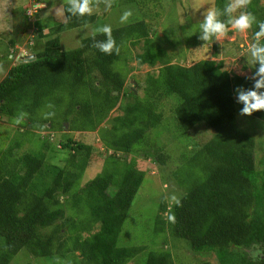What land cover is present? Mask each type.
Returning a JSON list of instances; mask_svg holds the SVG:
<instances>
[{
    "label": "trees",
    "instance_id": "1",
    "mask_svg": "<svg viewBox=\"0 0 264 264\" xmlns=\"http://www.w3.org/2000/svg\"><path fill=\"white\" fill-rule=\"evenodd\" d=\"M226 3L213 0V7L223 8ZM65 8L66 0L61 6L62 21L50 23L46 34L44 22L33 20L35 38L43 42L25 50L34 55L32 61L11 63L1 78L0 116L11 119L19 112L27 113L24 134L62 128L64 122L71 132L90 135L97 131L108 151L103 160L107 169L79 184L88 162L95 158L91 144L71 138L57 142L68 153L62 167L45 164L40 151L46 143L40 145L41 150L15 158L9 157L11 150L21 142L1 150L0 264H8L21 249L34 258L63 257L64 264H128L142 252L143 264H172L168 251L117 244L143 179L134 156L164 165L162 147L147 132L158 126L161 114L155 104L165 99L174 101L172 119L181 136L200 123L211 134L178 167L184 193L179 197L181 206L173 203L168 212L175 222L164 218L166 207L160 202L152 235L166 231L171 238L184 241L191 252L212 253L218 264H262L242 250L258 245L264 251V169H255L252 137L234 121L239 106L234 89L251 88L253 81L231 75L220 60L171 63L164 49L149 37L143 19L112 28L119 54L100 52L93 47L92 35L81 39L76 48L61 51L59 34L92 24L107 13L66 21ZM247 10L264 21V0H252ZM22 18L29 19L25 13ZM256 30L254 25L252 38ZM95 39L104 36L97 34ZM139 42L141 51L132 57L136 65L158 64L154 74L145 75L140 96L124 85L126 64L131 60L127 45ZM9 55L5 52L2 59ZM121 99L126 102L120 115L108 120ZM49 111L55 115L45 119ZM251 117L264 122V111ZM107 120L108 128L99 127Z\"/></svg>",
    "mask_w": 264,
    "mask_h": 264
},
{
    "label": "rangeland",
    "instance_id": "2",
    "mask_svg": "<svg viewBox=\"0 0 264 264\" xmlns=\"http://www.w3.org/2000/svg\"><path fill=\"white\" fill-rule=\"evenodd\" d=\"M64 1L0 0V66H2L0 80L10 64L15 62V58L11 57L13 54H24L30 50L29 47L36 48L42 44L43 38L41 41L35 38L36 28L32 25L33 20L38 19L44 22L42 30L43 34H46L50 23L62 21L61 6ZM125 1L127 0H115L118 2L117 5L107 11L106 15L102 14L105 11L103 5L94 8L93 14H102L98 21L59 34L61 51L76 48L79 41L92 35V31L96 27L105 24L111 25L112 28L125 25L119 22V17L125 10H131L133 15L129 18L128 23L134 19H143L148 26L149 37L164 49L169 61L173 64L188 65L198 60L212 59L222 61L223 69L231 75L250 77L255 71L254 68L248 66L251 59L248 45L253 41L250 30L247 33L230 31L228 36L221 41L203 42L198 39L199 24L203 19L202 13L206 12L209 7H213V0H133L132 3ZM24 13L29 17L28 20H23ZM10 41L13 42V45H10ZM26 49L28 51H25ZM127 49L128 57H131V60L126 64V69L129 70L125 69L127 73L124 85L134 88V92L140 96L145 75L147 73L154 74L158 64L154 67L136 65L132 57L141 51L140 42L134 46L127 45ZM5 52H9L10 55L3 60L2 55ZM92 80L97 83L95 73L92 74ZM125 102L126 100L121 99L117 107L110 111L107 119L110 120L114 116L120 115V109ZM155 107L156 112L161 114V119L155 129L147 132V136L162 147L164 165L153 162L151 158L142 159L140 156H134L138 168L143 172V179L125 216L117 237V244L123 247L145 245L147 250L168 251L172 264H203L205 262L218 264L212 253L191 252L184 241L171 238L166 231L155 236L152 235L153 218L159 203H165L166 212L163 213V216L166 218L173 204L169 197L174 194L179 198L184 193L183 182H180L183 175L178 173V167L180 168L193 150L195 151L196 147L211 134L210 130L200 123L192 132L181 136L172 119L174 101L171 99L161 100L155 104ZM241 107L240 105L236 106L235 125L252 137L254 143L253 163L255 169L263 170L264 122L251 116L239 115ZM13 120L14 118L7 119L0 116V151L8 145L21 142V145L11 150L9 157L15 158L25 152L34 153L38 148L41 150V144L46 143V149L40 151L44 153L45 164L62 167L68 153L66 150L59 149L57 142L71 138L77 142L81 140L86 144H91V155L95 158V161L92 159L88 162L79 184L94 178L103 171V168L107 169L103 160L108 155V151L105 152L99 142L97 131L90 135L71 132L68 122H64L62 128L55 126L54 129L30 130L29 134H24L29 124L28 121L24 119L21 125H17ZM108 120L100 124L99 127L108 128L110 125ZM45 128H49V124H46ZM127 160L128 157H126ZM46 230L49 231V228ZM242 251L251 260H262L261 263L264 264V256L259 247L251 246ZM62 259L63 257L58 256L34 258L30 257L25 249H21L8 264H64L66 259ZM143 259L144 252L138 254L128 264H143Z\"/></svg>",
    "mask_w": 264,
    "mask_h": 264
},
{
    "label": "clouds",
    "instance_id": "3",
    "mask_svg": "<svg viewBox=\"0 0 264 264\" xmlns=\"http://www.w3.org/2000/svg\"><path fill=\"white\" fill-rule=\"evenodd\" d=\"M114 2L115 0H66L65 19L67 21L71 17L91 16L94 8H99L101 5L104 6L105 11H110ZM251 3L252 0H227L223 8L209 7L206 12L202 13L203 19L199 24L198 39L203 42L221 41L228 36L230 31L247 33L253 29L254 25L256 26L253 41L248 45L251 58L248 66L254 68L255 71L246 79L253 81L252 87L246 89L239 86L234 89L235 102L242 105L239 110L241 116H251L255 112L264 111V21L257 20L256 16L247 10ZM132 15L131 10H125L120 15L119 22L128 23ZM97 34H102L104 39L96 40ZM92 38L93 47L105 55L119 54L120 47L112 35L111 25L105 24L94 28ZM48 107L53 108L54 106L49 104ZM27 115L25 112H19L13 122L19 125L23 123ZM54 115V111H49L44 114V118L49 119ZM169 199L176 206H181V201L176 195H171ZM168 219L170 222H175L174 215H169Z\"/></svg>",
    "mask_w": 264,
    "mask_h": 264
},
{
    "label": "water",
    "instance_id": "4",
    "mask_svg": "<svg viewBox=\"0 0 264 264\" xmlns=\"http://www.w3.org/2000/svg\"><path fill=\"white\" fill-rule=\"evenodd\" d=\"M11 57L15 58L14 59L15 62H18V63L30 62L34 59V55L31 54L30 52H28L26 54L19 53L18 55L13 54ZM112 94H115V92H113Z\"/></svg>",
    "mask_w": 264,
    "mask_h": 264
},
{
    "label": "flooded vegetation",
    "instance_id": "5",
    "mask_svg": "<svg viewBox=\"0 0 264 264\" xmlns=\"http://www.w3.org/2000/svg\"><path fill=\"white\" fill-rule=\"evenodd\" d=\"M252 247L254 246V247H259L260 248V251H261V253H262V255L264 256V251H263V249H262V247H260V246H258V245H251ZM260 261V260H259ZM262 261V260H261Z\"/></svg>",
    "mask_w": 264,
    "mask_h": 264
}]
</instances>
